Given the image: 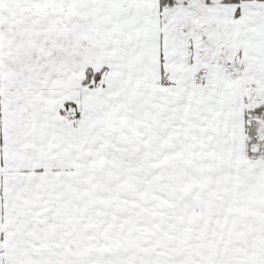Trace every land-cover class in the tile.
Listing matches in <instances>:
<instances>
[{
	"label": "snow or ice",
	"instance_id": "1",
	"mask_svg": "<svg viewBox=\"0 0 264 264\" xmlns=\"http://www.w3.org/2000/svg\"><path fill=\"white\" fill-rule=\"evenodd\" d=\"M0 264H264V0H0Z\"/></svg>",
	"mask_w": 264,
	"mask_h": 264
}]
</instances>
